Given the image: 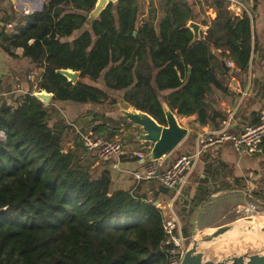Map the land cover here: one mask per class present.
I'll return each mask as SVG.
<instances>
[{"label":"trees","instance_id":"trees-1","mask_svg":"<svg viewBox=\"0 0 264 264\" xmlns=\"http://www.w3.org/2000/svg\"><path fill=\"white\" fill-rule=\"evenodd\" d=\"M163 1L167 9L154 21L139 19V0H117L88 22L96 0H46L19 18L16 34L1 32L3 49L16 57L9 49L20 47L43 68L37 89L51 100L114 104L116 96L97 84L104 72V88L123 90L127 102L159 123L164 101L177 116L195 114L204 125L211 121L207 92L222 89L211 50H227L245 70L251 20L216 1L206 34L193 40L187 21L207 23L197 18L198 2ZM58 69L77 71L75 82ZM51 113L30 92L16 106L0 104V264H164L162 211L138 189L112 190L108 171L83 169L76 152L64 149L63 124L50 125ZM93 115L102 123L89 131L103 135L111 118ZM191 213L181 222L185 238Z\"/></svg>","mask_w":264,"mask_h":264},{"label":"crops","instance_id":"crops-1","mask_svg":"<svg viewBox=\"0 0 264 264\" xmlns=\"http://www.w3.org/2000/svg\"><path fill=\"white\" fill-rule=\"evenodd\" d=\"M39 1L42 6L46 0ZM198 1L201 2V0ZM202 1L204 4L206 3V12L204 13L210 15V17L212 15L216 17L218 11V7L215 3L216 1L222 2L232 16H241L245 13L251 20L253 50L250 54L248 67L245 70H240L234 60L229 56L227 50H211L214 56L212 65L215 69L216 78L222 87V89H218L212 86L206 95L205 103L207 104L211 121L202 125L196 121L195 114L190 116H178L179 120L184 119L187 123L191 122L190 125L186 124L188 134L170 154L163 160L157 161L161 164V169L171 164L180 154L192 152L195 145V134L202 131L217 130L221 122L230 112L235 110L232 131L238 132L246 124L256 123L260 112L264 111V0ZM34 5H36V3L32 0H0V34L2 32L3 23L13 20L17 10L21 9L23 6L34 7ZM200 12L202 13V8ZM200 12L197 13V18L199 20H201L199 16ZM189 21H194L201 25L200 38L206 34L210 26L209 20L205 24H201L196 20ZM189 21H187V23ZM4 42L5 40L0 37V95H3L4 99L8 101H5L6 104L16 106L20 96L27 92L35 96V93L40 91L37 89L34 75L37 71H43V68L32 63L29 58L23 57V50L20 47L9 49L10 52L16 55V57H11L9 52L3 49ZM222 53L225 56L222 57ZM227 60H232L233 65L228 66L226 64ZM223 61L225 62V66L222 64ZM11 82L14 85L13 88H6L5 86L9 85ZM30 86H32L31 88H33V90H30ZM65 106L68 105L64 104L62 106L63 109ZM81 107L82 106H78V108H75V106L71 105L72 112L62 109L56 112V114H53V116H55V120L59 123H69L72 119L80 116L83 109ZM90 112L86 110L84 118H82V120L88 119V121L91 122L89 127L94 124L102 123L100 119L93 120V114L98 113ZM81 115L83 116V114ZM105 115L111 118L110 120L116 118L115 114L111 113V111L105 113ZM77 124L78 123L72 122L70 124L72 127L65 128L63 146L65 150H73L76 152L79 156V164L83 169L88 170L94 175H98L102 170L108 171L111 177L112 190L138 189L139 192L151 195L158 201L161 199L163 201L166 200L167 192L170 190L167 192L163 191L159 187L157 180H144L136 183L132 177V172L140 168V161L132 156L131 153L141 152L145 155L151 147L149 143L142 144L135 142L134 138L138 135L139 131L131 132L133 139L130 134L128 135L126 132H123V135H127V142L123 148L125 151L130 152L128 155L119 158L114 157L101 162L94 157V154L89 153L86 148H84L82 140H80V135L84 132V129L79 128L83 127V125L81 122L80 126ZM135 125L136 124H132L131 126L135 127ZM108 126L109 124H107V127ZM107 129L109 128L104 129L105 133ZM188 145H191V147L187 148ZM240 181L241 187L244 190H248L250 187L256 190L264 188V139L262 143V152L253 156H238L229 143L217 144L208 148L201 155L190 175L189 183L184 190V193L187 192L186 196L184 197L183 195L186 201H183L189 206L191 202L196 199L215 204V202L219 199L222 200L221 197L229 192L228 188L239 186L238 182ZM243 193L246 194V196H250V193ZM254 193L256 192L254 191ZM183 197L181 199H183ZM198 218L199 217L196 216L195 220ZM192 219L193 218L190 216L188 217L189 224L192 223ZM206 224V221H204L201 226L203 227Z\"/></svg>","mask_w":264,"mask_h":264},{"label":"rangeland","instance_id":"rangeland-1","mask_svg":"<svg viewBox=\"0 0 264 264\" xmlns=\"http://www.w3.org/2000/svg\"><path fill=\"white\" fill-rule=\"evenodd\" d=\"M35 1L36 5L34 7L29 6L30 11H38L41 9V2L38 0H32ZM194 0H187V2H192ZM183 2V0L181 1ZM198 2V6L202 13L206 12V8L203 1H196ZM139 6V19H143L144 21H154V15L157 14L158 19L163 16L164 9L166 10L167 7L164 4L163 0H139L138 2ZM195 9V8H193ZM197 12H200L199 9H196ZM205 10V11H204ZM209 12V11H207ZM200 12V18L201 20H206L210 22L213 18H215L214 15L210 17V15H207L206 13L202 14ZM24 14V12L19 9L16 11V16H14L13 20L18 22L19 18ZM156 18L155 22L157 23ZM194 22V21H193ZM198 24V23H197ZM188 25V24H187ZM186 25V26H187ZM201 25L199 24V36L201 34ZM203 29V28H202ZM204 30V29H203ZM41 72L43 71H37L35 76V81L40 79ZM103 75L104 72L100 75L98 79V85L103 87L107 94L111 96L122 97L123 90L119 91H111L106 88H104V81H103ZM17 82V80H16ZM19 82V81H18ZM16 85V84H15ZM12 82L9 83V85H6V88H13ZM30 90H33L31 88ZM1 91V90H0ZM10 96V95H9ZM8 96V97H9ZM9 99V98H8ZM3 95H0V104L6 103ZM43 104L47 106L51 110L50 115V125L52 124H59L58 121L55 120V116L53 114H56V112H59V110L63 109V105L66 104L68 106H65L63 110L68 112H72L71 105L75 106V108H78V106H82V112L83 116L80 114V116L72 119L69 121V123H62L65 128L72 127L70 124L72 122L78 123L77 125L80 126V122L82 123L83 127H79L84 129V132L80 135V140H82V143L84 145V136L89 134L90 130V124L91 122L88 121V119L82 120L84 118V115L86 113V110L91 111L92 113H98V117L101 116V114L105 115V113H111L115 114L116 118L112 120H108L109 126L107 128V131L104 135H106L111 130H116L117 135L114 138H117L120 140L121 144L124 146L127 142V135L130 134L133 139V135H131L132 131H139L138 125H135V127H132L131 125L134 123L129 122L127 119L117 115L115 112L110 110L111 104H109L110 99L104 100L102 103H75L71 101H57V100H51L43 101ZM84 106V107H83ZM90 112V113H91ZM75 114V113H74ZM106 116V115H105ZM74 120V121H73ZM179 123L185 127L186 124L190 125L191 122H188L186 120H179ZM126 124H128L129 127H126ZM80 130V129H79ZM121 130V131H120ZM69 131V130H67ZM66 131V132H67ZM123 132H126V134L123 135ZM78 134V133H77ZM130 140V139H129ZM132 141V140H130ZM134 142V141H133ZM191 145H188L187 148H190ZM85 148V146H84ZM94 157H96L101 162L103 161L100 159L96 154H94ZM239 186L237 187H230L228 188L229 192L226 193L221 199H219L215 204H211L210 202H205V200L201 199L195 200L191 202L190 206L186 205L184 201V197L186 196V193H184L182 196L178 197L177 200L174 203V210L177 213L179 219L181 222L186 216V213L190 210L192 213L190 214V217L192 219V223L189 224V236L186 238V247L188 248L193 240H199L201 238L206 237L211 232H213L217 227L222 225H230V229H228L224 234L218 236L217 238L201 243L199 250L204 253V257L206 259L210 260H223L227 259L232 256H239L244 253L248 254H263L264 253V188L261 190H256L253 187H250L248 190H244L241 187V181L238 182ZM264 187V186H263ZM257 192L256 193H254ZM243 192L250 193V196H246ZM173 195V191L170 190L167 192L166 200L163 201L162 199L159 200L161 204L168 203ZM184 195V197H183ZM183 197V199H181ZM184 200V201H183ZM249 205H254L253 210H246L245 208ZM190 208V209H189ZM166 211V210H165ZM198 214V215H197ZM196 216L199 218L197 220ZM206 221L205 226H201V224Z\"/></svg>","mask_w":264,"mask_h":264},{"label":"built area","instance_id":"built-area-1","mask_svg":"<svg viewBox=\"0 0 264 264\" xmlns=\"http://www.w3.org/2000/svg\"><path fill=\"white\" fill-rule=\"evenodd\" d=\"M23 15L30 14L29 7L23 6ZM18 22L11 20L3 23L2 31L7 34H16ZM228 66L233 65L232 60H227ZM235 110L221 122L217 130L202 131L195 134L194 149L192 152L180 154L171 164L161 169L158 162L144 161V154L132 152V156L140 161V168L132 172V177L139 183L144 180H157L159 186L173 191V195L168 203L161 204L151 195H146L145 200L151 202L162 211L164 240L161 243V250L165 254L164 264H180L186 247V238L182 235L181 220L174 210V203L178 197L182 196L189 178L201 155L217 144L229 143L235 153L242 156H253L262 152L264 139V111L258 116V121L254 124H246L238 132L232 131ZM4 133L0 130V140L4 141ZM84 146L89 153L96 154L102 160L119 158L128 155L130 152L124 150L123 145L117 138L108 139L102 135L89 132L84 137ZM247 211L253 210L254 205L245 208ZM164 210V211H163ZM166 210V211H165Z\"/></svg>","mask_w":264,"mask_h":264},{"label":"water","instance_id":"water-1","mask_svg":"<svg viewBox=\"0 0 264 264\" xmlns=\"http://www.w3.org/2000/svg\"><path fill=\"white\" fill-rule=\"evenodd\" d=\"M116 2L117 0H96L93 9L88 14L87 21L90 22L95 19L109 3L116 4ZM187 24V27L193 34V40H198L200 38L198 32L199 24L193 21H189ZM222 64L225 66L224 61ZM57 72L65 76L70 82H75L78 75L77 71L70 69H58ZM35 97L40 101L43 100L46 102L51 99L52 93L40 90L35 93ZM160 104L165 118L164 124L159 123L147 112L135 108L123 97H117L116 102L110 106V110L117 115L138 125L139 133L134 138L135 142L151 144L149 151L144 155V161L146 162L163 160L188 134V128L179 123V117L169 108L166 102L161 101ZM159 187L167 192V188ZM228 229H230V225H222L217 227L206 237L193 240L191 245L185 250L180 264H264V253H244L239 256H232L227 259L216 261L206 259L204 253L199 250L201 243L209 242L217 238Z\"/></svg>","mask_w":264,"mask_h":264},{"label":"bare ground","instance_id":"bare-ground-1","mask_svg":"<svg viewBox=\"0 0 264 264\" xmlns=\"http://www.w3.org/2000/svg\"><path fill=\"white\" fill-rule=\"evenodd\" d=\"M40 93H43V92H40Z\"/></svg>","mask_w":264,"mask_h":264}]
</instances>
